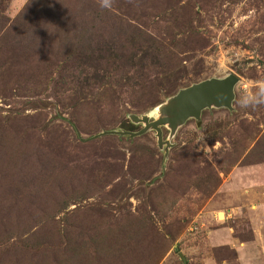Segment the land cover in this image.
<instances>
[{
	"label": "rangeland",
	"instance_id": "rangeland-1",
	"mask_svg": "<svg viewBox=\"0 0 264 264\" xmlns=\"http://www.w3.org/2000/svg\"><path fill=\"white\" fill-rule=\"evenodd\" d=\"M0 264H264V0H0Z\"/></svg>",
	"mask_w": 264,
	"mask_h": 264
},
{
	"label": "water",
	"instance_id": "water-1",
	"mask_svg": "<svg viewBox=\"0 0 264 264\" xmlns=\"http://www.w3.org/2000/svg\"><path fill=\"white\" fill-rule=\"evenodd\" d=\"M238 81V76L231 73L223 78H210L191 84L180 89L167 103L159 105L160 114L156 119L151 120L150 116L146 114L132 115L133 122L144 123L140 130H111L104 133L138 136L153 129L158 137V145L166 146V151H168L172 144L163 139L162 126L169 127L174 133L178 125L183 124L189 118L193 117L199 121L205 108L217 106L232 109Z\"/></svg>",
	"mask_w": 264,
	"mask_h": 264
}]
</instances>
